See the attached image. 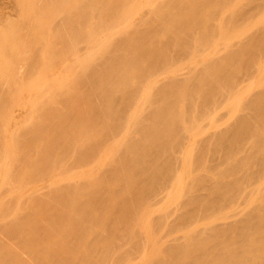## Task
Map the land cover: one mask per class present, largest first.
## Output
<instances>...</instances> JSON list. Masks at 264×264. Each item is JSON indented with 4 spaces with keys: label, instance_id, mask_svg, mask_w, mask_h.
I'll return each mask as SVG.
<instances>
[{
    "label": "bare ground",
    "instance_id": "bare-ground-1",
    "mask_svg": "<svg viewBox=\"0 0 264 264\" xmlns=\"http://www.w3.org/2000/svg\"><path fill=\"white\" fill-rule=\"evenodd\" d=\"M0 264H264V0H0Z\"/></svg>",
    "mask_w": 264,
    "mask_h": 264
},
{
    "label": "rangeland",
    "instance_id": "rangeland-1",
    "mask_svg": "<svg viewBox=\"0 0 264 264\" xmlns=\"http://www.w3.org/2000/svg\"><path fill=\"white\" fill-rule=\"evenodd\" d=\"M232 41V40H231ZM11 97V96H10ZM15 98L14 97H11V98H7V102H8V105H12L13 104V101H15L14 100ZM15 110V108H14V106L12 105V107L10 108V112L12 111H14ZM212 117H218V115L217 114H213V116ZM154 214H157V211H155V212H153Z\"/></svg>",
    "mask_w": 264,
    "mask_h": 264
}]
</instances>
